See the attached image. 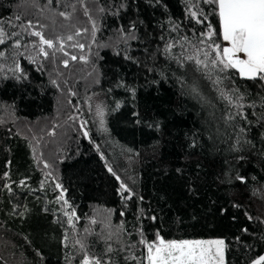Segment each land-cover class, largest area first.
I'll use <instances>...</instances> for the list:
<instances>
[{
	"label": "trees",
	"instance_id": "1",
	"mask_svg": "<svg viewBox=\"0 0 264 264\" xmlns=\"http://www.w3.org/2000/svg\"><path fill=\"white\" fill-rule=\"evenodd\" d=\"M192 239L264 256V73L215 0H0V264Z\"/></svg>",
	"mask_w": 264,
	"mask_h": 264
},
{
	"label": "rangeland",
	"instance_id": "2",
	"mask_svg": "<svg viewBox=\"0 0 264 264\" xmlns=\"http://www.w3.org/2000/svg\"><path fill=\"white\" fill-rule=\"evenodd\" d=\"M222 50L243 78L264 73V0H215ZM264 256L253 264L259 263ZM82 264H96L85 260ZM147 264H224L222 243L192 239L161 243L149 249Z\"/></svg>",
	"mask_w": 264,
	"mask_h": 264
}]
</instances>
